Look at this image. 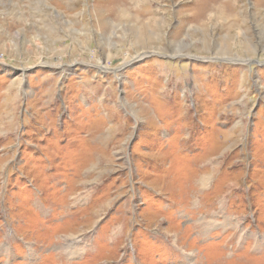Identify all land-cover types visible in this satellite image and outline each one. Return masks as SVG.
I'll use <instances>...</instances> for the list:
<instances>
[{"label": "rangeland", "instance_id": "obj_1", "mask_svg": "<svg viewBox=\"0 0 264 264\" xmlns=\"http://www.w3.org/2000/svg\"><path fill=\"white\" fill-rule=\"evenodd\" d=\"M0 264H264V0H0Z\"/></svg>", "mask_w": 264, "mask_h": 264}]
</instances>
